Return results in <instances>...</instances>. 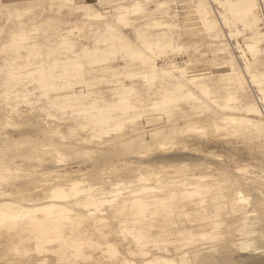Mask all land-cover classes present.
Here are the masks:
<instances>
[{"label": "bare ground", "instance_id": "6f19581e", "mask_svg": "<svg viewBox=\"0 0 264 264\" xmlns=\"http://www.w3.org/2000/svg\"><path fill=\"white\" fill-rule=\"evenodd\" d=\"M139 6L135 2L124 8L135 11ZM230 8L252 25L254 34L249 37L247 47L253 51L255 39L259 37L254 30L258 16L253 15V0H244V4L233 2ZM205 10L204 2L193 5L194 12ZM93 14L100 17L103 11L94 10ZM258 15V27L262 29L264 19L260 12ZM200 22L210 28L216 24L215 19L202 13V18H191L188 27ZM108 27L106 38L122 40L121 45H108L110 41L104 39L107 46L95 42L94 47L84 46L81 50L88 59V68L100 66L103 74L86 78L82 75L86 69L84 62L69 56L60 58L52 51L54 55L47 62L28 68L29 75L40 83L44 95L41 103L47 101L54 108L74 109L76 115L86 119L83 126L92 125L94 136L101 140L113 131L124 129L128 123L168 117V124L151 133L154 141L144 138L143 149L139 151V155H144L162 150L153 156L155 163L148 159H130L135 164L147 161L155 167L136 171L129 167L131 164L112 162L103 164L96 172L90 173L88 169L91 181L103 180L112 186L108 191L91 182L84 185L80 178L71 179L62 171L56 172V182L49 185L37 184L41 180L37 174L40 170L30 172L29 178L19 172L7 178L0 175V181H6L4 184L11 187H0V264H40L37 262L45 261L50 252L64 264H264V161L254 156L255 151L264 149V109L249 91L251 82L264 81V71H251L250 64L238 69L233 60L225 61L215 70L223 68L224 78L209 83L201 77L213 76L211 71L194 67L202 56L180 63L168 61L161 67L152 61L151 54L158 53L160 57L172 45L164 32L149 38L138 31L140 36L136 35L143 40L142 46H138L130 38L124 40L123 34L112 32L113 25ZM25 33L23 29L13 34L10 45L19 49L22 45L17 40L26 39ZM63 44L69 46V40L65 38ZM120 48L131 58L124 63L123 77L111 66ZM197 48L202 49V45ZM135 58L151 63L142 78L146 88H151L159 79L155 94L150 90H136L133 80L140 72L131 68ZM23 63L30 66L32 59H25ZM23 63L18 68H23ZM9 65L17 68L16 62ZM174 70L180 72V77L171 73ZM166 74L173 76L166 77ZM185 74L217 106H203L206 102L198 93L185 87ZM75 83L86 88L74 92ZM100 83L107 84L112 98H105L102 106H83L80 95L90 96L92 87ZM138 94L143 96L141 106L134 101ZM182 102L189 106H181ZM31 105L35 106L33 109L40 106ZM206 113H211V120L203 118ZM34 114L49 127L50 134L66 138L63 123L59 120L57 124L52 123L48 118L55 116L45 107H39ZM180 119L185 120L184 124L178 125ZM211 133L220 135L224 142L210 138L193 140V136ZM241 135L248 147L239 153L238 142L233 143L230 138L238 139ZM113 140L114 137L103 142L109 153L107 158L112 157L110 152L116 147ZM44 141H38L41 151L51 157L46 162L47 157L40 156L41 162L34 166L57 171L60 148L53 146L47 150L43 148L47 144ZM247 148L250 151L243 153ZM80 152L78 149L77 153ZM89 152L95 155L98 149ZM15 157L3 165L6 172L22 169L12 165H18ZM215 169L222 171L216 174ZM21 179L30 185V192L23 189Z\"/></svg>", "mask_w": 264, "mask_h": 264}, {"label": "rangeland", "instance_id": "374dc122", "mask_svg": "<svg viewBox=\"0 0 264 264\" xmlns=\"http://www.w3.org/2000/svg\"><path fill=\"white\" fill-rule=\"evenodd\" d=\"M135 2L140 4L137 10H125L124 7H130ZM198 2H204L207 10L194 12L193 5L198 4ZM233 2L244 4V0H0V175L7 178L11 173L19 172L27 174L28 177L30 172L40 170L37 174L41 180L37 184L49 185L56 182V172L62 171L66 172L69 178H80L83 184L87 185L89 182L94 183L88 177L87 170L89 169L90 173L96 172L103 164L109 165L112 162L116 165H120V163L131 164L129 167L136 168V171L154 169L155 166L150 165L147 161L146 163H138V165L131 162L130 159H148L155 163L153 156L162 150L156 149L154 152H148L144 155H139V151L143 149L144 138L147 137L154 141L155 137L151 133L168 124L170 121L168 117L162 116L157 120H138L135 123H128L124 129L113 131L110 136L101 140L94 136L92 125L83 126L86 119L81 115H76L77 111L74 109H61L57 106L54 108L47 101L41 103L44 100L42 98L44 95L40 83L31 78L28 68H34L36 63L44 60L47 62L49 56L54 55L51 52L55 51L56 55L61 56L60 58L69 56L84 62L86 69L82 71V75L86 78L93 79L95 76L103 74L104 71L100 69V66L94 69L88 68V59L81 50L84 46L94 47L95 42L106 45L110 41L108 45L112 43L121 45L120 41L122 40L113 41L106 38L109 35L107 34L108 25L111 24L115 27L112 32L123 34L124 40L130 38L138 46H142L140 44L143 41L139 37L138 31L149 38L153 37L155 33L164 32V35L172 41V45L166 47V54L160 57H158V53L151 54L152 61H157L156 64L158 63V66L161 67L168 61L180 63L202 56L200 61L194 64V67L211 71L213 76L201 77V80L209 83H216L217 80L220 81L224 78L223 68H219L217 72L215 70L219 65L226 63L225 61L233 60L238 69L246 68L250 64L251 71H264V24L262 29L258 27L259 12L264 19V0H253V15L257 14L258 16L254 30L258 32L259 36L255 39L256 44L253 51L247 47V43L251 41L249 37L254 34L252 25L231 10L230 4ZM94 10L103 11V15L95 16ZM202 13L208 15L210 19H215L216 27L210 28L204 22L188 27L190 19L202 18ZM119 16H124V19H118ZM250 16L252 14H249ZM156 20H160L162 23H155ZM23 29L27 32V34L25 33L26 39L17 40L22 46L19 49L11 46L10 42L14 40L13 34L20 33ZM201 37L209 38V40L201 39ZM65 38L69 40L68 45L71 47L63 44ZM104 39H107L108 42ZM229 42H232L234 47ZM200 45H202V49L198 50L197 47ZM38 47L42 49H36ZM35 49L40 50V52L35 51ZM119 51L118 58L111 66H115L114 69L122 73L121 77H123L126 71L124 63L130 62L131 58L125 49L120 48ZM29 58L32 59L30 66L23 63L25 59L28 60ZM134 60L136 61L131 68L140 72L133 80L136 90H150L152 94H155V88L160 86L159 79L151 88L147 86V89L143 85L142 78V75L150 68L151 63L145 64L139 58ZM11 62H16L14 67L17 68H11L9 65ZM19 63H23L21 65L23 68H18ZM171 73L174 76L180 77L181 75L178 70L171 71ZM106 74L108 75V73ZM169 75L171 74H166V77ZM185 76L187 78L183 80L185 87L198 93L206 102L203 106H217L209 97L200 93L199 87L193 81L188 80L189 75L185 74ZM160 80H162L161 76ZM126 82L130 81L126 80ZM84 88H86L84 85H77L76 83L72 86L74 92H80ZM262 88H264V81L258 80L251 82L249 91L264 109V89L261 90ZM142 97L140 94L135 96L134 101L137 106H141ZM105 98H112V93L107 84L100 83L92 87L90 96L81 94L79 102L83 106H102ZM96 99H100L102 102L98 100V103L92 104L91 102ZM30 103L40 106L33 109L35 106H30ZM41 106L55 116L48 118L52 123L57 124L58 120L63 123L65 127H62V130H65L67 135L65 139L59 135L50 134L47 131L49 127L44 126L34 114ZM181 106H189V104L182 102ZM210 117L211 113H206L203 118H209V121L211 120ZM184 122V119H180L178 125L184 124ZM71 126L73 129L69 130L68 128ZM209 129L212 130L211 126H208ZM242 136L244 135L238 139L235 136L230 138L233 143L238 142L236 145L239 148V153L241 149L248 147L247 143L245 146ZM113 137L112 144H115L116 147L110 152L112 157L107 158L109 153L106 146H103V142L106 139H113ZM193 137V140L210 138L214 141L224 142L220 139V135L212 133L208 136ZM39 140H45L44 142L47 144L43 148H47V150L53 146L60 148V159L55 160L59 164L56 168L57 171L34 166V164L41 162L40 156H46V162H49L48 157H51L48 153H42ZM63 143L76 147L73 149L63 147ZM207 143L213 144L212 141H207ZM256 144H260V141H257ZM95 148L98 149L95 155L89 152L90 149ZM78 149L81 151L79 154L77 153ZM248 150L250 151L248 148L246 151L243 150V153ZM14 155L18 165L11 164L22 169L6 172L3 165L9 164ZM138 155L143 156V158H139ZM245 155L247 156V154ZM254 156L264 161V149L255 151ZM94 157L96 158L94 159ZM221 171L215 169L216 174L221 173ZM176 174L171 173V175ZM21 180L24 182L22 183L23 189L30 192V185L25 179ZM4 182L6 181H0V187L11 188ZM94 186L106 188V191L112 187L103 180L97 181ZM41 262L42 264H64L63 260L56 259L51 252L45 261H38L37 263L41 264Z\"/></svg>", "mask_w": 264, "mask_h": 264}, {"label": "built area", "instance_id": "2783aa9c", "mask_svg": "<svg viewBox=\"0 0 264 264\" xmlns=\"http://www.w3.org/2000/svg\"><path fill=\"white\" fill-rule=\"evenodd\" d=\"M264 13V12H263Z\"/></svg>", "mask_w": 264, "mask_h": 264}]
</instances>
